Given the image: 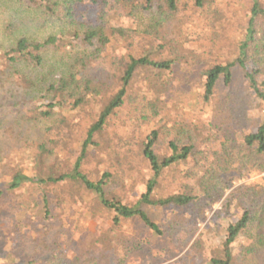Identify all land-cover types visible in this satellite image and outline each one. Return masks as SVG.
I'll list each match as a JSON object with an SVG mask.
<instances>
[{
    "label": "rangeland",
    "instance_id": "obj_1",
    "mask_svg": "<svg viewBox=\"0 0 264 264\" xmlns=\"http://www.w3.org/2000/svg\"><path fill=\"white\" fill-rule=\"evenodd\" d=\"M14 3L15 7L20 5L19 1ZM192 3V0H180L177 23H170L166 31L147 37L140 45L158 51L170 41L175 44L170 47V54L166 51L163 54L170 55L176 65L175 71L164 80L170 83L169 90L166 94H149L153 103L158 100L164 103L159 105L163 110L145 122L141 107L139 104L136 107L137 101L133 99L131 104L127 101L126 107L112 120L113 126L102 142L108 144L117 137L121 144L130 135L140 137L154 127L162 131L157 146L161 156L169 152L173 140L183 145L192 143L191 158L166 172L157 193L159 196L192 193L201 199L187 209L145 207L164 232L156 237L140 221H126L115 229L110 213L96 210L92 201L78 198L74 203L68 196L53 194L49 204L55 211L50 220L54 228L49 229L41 213L40 191L26 186L21 191L8 192L7 184L18 171L39 178L52 175L50 169L35 168L33 159L38 141L47 135L45 129L56 125V120L34 124L30 120L14 119L12 109L21 101L18 92L26 84L17 74L10 78L0 72V264H54L51 260L55 254L72 264L74 255L81 256L85 251L90 253L89 258L93 256V264L94 261L97 264H207L226 238L227 225L245 212L250 213L252 220L235 244L234 262L264 264V223H259V218L264 217V155L244 143V137L255 132L264 121V105L239 68L233 70L229 86L221 80L212 100L205 103L203 99L204 73L214 65L236 58L238 47L245 40L252 5L250 0H210L204 10L198 11ZM1 12L0 8V28L5 18ZM119 24L126 28L131 22L123 17ZM28 27L26 22V34ZM258 29L261 39L264 23ZM31 30L39 34L38 26ZM2 34L0 29V54L10 40ZM115 48L116 51L111 49V56L128 49L118 45ZM137 50L133 40L128 51L135 54ZM4 67L0 62V71ZM141 78L140 71L129 89L131 96H139L140 91L145 95ZM106 94L104 90L103 95ZM96 111L98 108L92 103L91 108L75 116L73 138L83 135ZM50 137L56 138L52 133ZM129 159L130 164L125 162L129 172L125 177L127 201L135 202L143 192L149 171L140 157ZM90 164V171L97 177L109 167L103 163ZM212 184L218 186L214 195L222 193L214 201L207 195ZM61 186L58 188H68ZM85 258L82 255V260Z\"/></svg>",
    "mask_w": 264,
    "mask_h": 264
},
{
    "label": "trees",
    "instance_id": "obj_2",
    "mask_svg": "<svg viewBox=\"0 0 264 264\" xmlns=\"http://www.w3.org/2000/svg\"><path fill=\"white\" fill-rule=\"evenodd\" d=\"M14 1H19L20 5L15 7ZM192 1V6L198 11L204 10L210 2ZM250 2L245 40L240 43L236 58L226 64L214 65L204 73L205 103L212 100L221 80L226 86L232 83L233 70L239 68L254 95L264 105V37L258 39V25L264 23V0ZM0 8L1 16L5 17L0 29L5 38H10L9 45L0 54V62L6 65L0 72L10 78L17 74L26 84L24 90L18 92L22 102L15 103L12 109L14 119L30 120L34 124L56 120V125L45 129L44 134L47 135L38 141L37 154L33 159L35 168L50 169L52 175L39 178L18 171L7 184L8 192L21 191L26 186L40 191L41 213L49 229L54 228L50 220L55 211L49 203L50 196L55 194L57 197L68 196L74 203L78 198L92 201L96 210L110 213L115 229L126 221L137 220L154 236H162L164 232L160 225L145 207L187 209L201 199L200 195L192 193L168 196L157 193L162 188L166 172L186 163L194 146L173 140L169 144V152L161 156L157 146L162 131L154 127L140 137L130 135L131 138L120 140L121 144L116 141L117 137L113 139L116 144L114 141L106 144L102 140L127 101L130 104L133 99L137 101L136 107L138 104L141 107L145 122L163 110L164 107L159 105L164 103L159 100L153 103L149 94H166L169 90L170 83L166 84L164 80L175 71L176 65L170 55L165 57L163 54L164 51L170 54V47H175V44L170 41L160 46L158 51L147 50L140 45L147 37L166 31L170 23H177L181 12L180 0H0ZM123 17L130 20V27L120 26L119 21ZM26 22L29 24L27 34ZM36 26L38 35L31 30ZM133 40L138 49L135 54L128 51ZM115 45L120 48L127 46L128 49L123 54L111 56V49L117 50ZM140 71L146 92L143 95L140 91L139 96L134 97L129 94V89ZM104 90L108 94L103 95ZM92 103L98 108L94 119L82 136L73 138L77 126L75 116L91 108ZM51 133L56 138H51ZM244 143L257 154L264 155V121L255 132L244 137ZM129 153L130 156L127 155ZM131 156L140 157L149 171L143 192L135 202L127 201L128 185L125 181L129 175L126 163L130 162ZM91 162L109 167L97 177L89 169ZM61 185L68 188H58ZM217 191L216 184L209 185L208 197L218 199L222 193L219 191L214 195ZM259 219L263 225L264 217ZM251 220L250 213L245 212L229 223L225 230L226 238L208 258L207 264H236L235 244ZM87 253L82 254L86 262L78 254L74 255L71 263L83 264L84 261V264H91L93 256L89 258L90 253ZM58 255L55 254L51 262L68 263Z\"/></svg>",
    "mask_w": 264,
    "mask_h": 264
}]
</instances>
